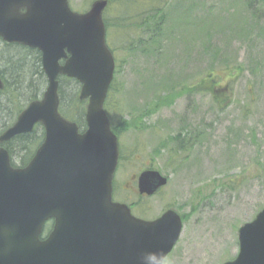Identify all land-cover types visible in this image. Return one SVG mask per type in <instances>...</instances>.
Wrapping results in <instances>:
<instances>
[{"label": "rangeland", "instance_id": "rangeland-1", "mask_svg": "<svg viewBox=\"0 0 264 264\" xmlns=\"http://www.w3.org/2000/svg\"><path fill=\"white\" fill-rule=\"evenodd\" d=\"M93 1L69 3L83 12ZM169 5L151 54H129L107 30L117 62L108 109L114 124L124 120L116 198L146 219L168 208L182 216L163 264H223L239 252V228L264 208V0L253 9L247 0ZM180 132L191 139L184 151L173 139ZM147 167L169 181L142 197L132 177Z\"/></svg>", "mask_w": 264, "mask_h": 264}, {"label": "water", "instance_id": "water-1", "mask_svg": "<svg viewBox=\"0 0 264 264\" xmlns=\"http://www.w3.org/2000/svg\"><path fill=\"white\" fill-rule=\"evenodd\" d=\"M108 4L94 0L81 13L69 0H0V37L39 49L48 79L42 98L0 135V264H163L181 237L175 209L144 219L113 200L119 145L105 110L116 67L106 41ZM60 75L81 83L83 132L59 111ZM37 124L45 128L43 143L25 167L12 166L1 144ZM167 183L161 171L147 169L138 189L152 195ZM51 218L54 227L41 239ZM224 264H264V208L240 227L239 252Z\"/></svg>", "mask_w": 264, "mask_h": 264}, {"label": "trees", "instance_id": "trees-1", "mask_svg": "<svg viewBox=\"0 0 264 264\" xmlns=\"http://www.w3.org/2000/svg\"><path fill=\"white\" fill-rule=\"evenodd\" d=\"M247 5L253 9L254 0H247ZM169 6V0H109L104 20L107 30H116L121 34L124 41L123 49L129 54L136 52L151 54L156 51L155 46L169 17V11L172 8ZM109 12L116 13L108 16ZM1 42L0 77L4 82V88L0 89V134L16 120L30 101L39 99L43 95L48 82L42 68V54L38 49L19 43H8L2 40ZM110 48L116 54L114 48ZM59 83L61 114L68 120L76 122L80 130L84 131L86 101L80 100L81 83L67 76H60ZM213 83H216V80ZM114 85L115 80L105 104L110 117L108 105ZM111 122L113 130L120 135V127L124 120L114 124L111 118ZM181 134L180 132L173 136L175 148L178 151L186 150L191 140ZM44 136V127L38 124L33 132L19 135L8 141L4 146L10 153L12 164L16 166L15 156L21 154V166H25L43 142ZM171 156H178V152Z\"/></svg>", "mask_w": 264, "mask_h": 264}, {"label": "flooded vegetation", "instance_id": "flooded-vegetation-1", "mask_svg": "<svg viewBox=\"0 0 264 264\" xmlns=\"http://www.w3.org/2000/svg\"><path fill=\"white\" fill-rule=\"evenodd\" d=\"M118 137H119V135H118ZM119 139V138H118ZM11 141V140H10ZM44 141V140H43ZM43 143V142H42ZM41 143V144H42ZM37 151V150H36ZM34 156V155H33ZM33 158V157H32ZM31 158V159H32ZM122 158H123V155H122V150H121V148H120V144H119V159H118V165H117V168L119 167V165H120V163H121V160H122ZM31 161V160H30ZM29 161V162H30ZM28 162V163H29ZM27 163V164H28ZM26 164V165H27ZM25 165V166H26ZM25 166H21L20 165V167H25ZM147 169H152V167H147V168H145V169H143L138 175H133V177H132V179L136 182V184H137V188H138V180H139V176H140V174L144 171V170H147ZM154 169V168H153ZM116 171H117V169H116ZM115 174H116V172H115ZM169 178V177H168ZM161 189H158L154 194H156V193H158L159 191H160ZM140 194V193H139ZM154 194H152V195H154ZM142 197L143 196H148L147 194H140ZM152 195H150V196H152ZM113 199L115 200V201H119V200H117V198H116V183H115V175H114V180H113ZM54 224H55V219L54 218H51V219H49V220H47V222H45V224H44V226H43V230H42V234H41V238H45L46 236H47V234H49V232L51 231V228L53 229V227H54ZM172 253V252H171Z\"/></svg>", "mask_w": 264, "mask_h": 264}]
</instances>
